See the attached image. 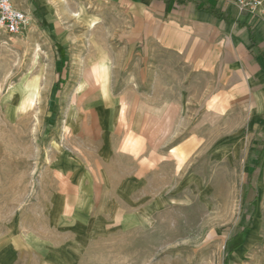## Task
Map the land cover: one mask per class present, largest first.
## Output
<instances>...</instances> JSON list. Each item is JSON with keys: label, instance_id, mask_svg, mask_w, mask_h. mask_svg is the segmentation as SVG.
<instances>
[{"label": "rangeland", "instance_id": "374dc122", "mask_svg": "<svg viewBox=\"0 0 264 264\" xmlns=\"http://www.w3.org/2000/svg\"><path fill=\"white\" fill-rule=\"evenodd\" d=\"M53 1L71 11L69 44L59 46L31 21L19 35L0 32V236L39 224L43 173L74 113L69 103L91 95L78 86L100 84L98 94L119 104V150L134 158V170L135 160L144 163L155 203L139 226L94 241L80 264H227L249 175L210 154L240 134L248 107L241 73L223 62L221 39L213 35L209 54L205 33L194 31L190 64L157 35L127 45L119 36L126 18L103 5ZM197 1L236 19L228 16L232 0ZM81 11L98 16L96 31L84 26ZM99 55L102 77L87 76L98 71L90 67Z\"/></svg>", "mask_w": 264, "mask_h": 264}, {"label": "crops", "instance_id": "0c3cea01", "mask_svg": "<svg viewBox=\"0 0 264 264\" xmlns=\"http://www.w3.org/2000/svg\"><path fill=\"white\" fill-rule=\"evenodd\" d=\"M12 1L30 17L33 28L47 31L59 46L70 43L71 36L65 31L73 27L64 19H69L71 11H61L53 0ZM87 2L100 9L103 5L108 13L126 18L119 36L127 45L147 42L157 35L190 64L194 31L205 33L206 42L211 43L209 54L213 35L221 39L228 51L223 62L233 63L241 73L248 107L240 134L213 148L210 154L213 163L238 165L249 175L238 229L226 241L227 245L233 244L227 264H264V10L257 15L238 14L228 1V16L236 13V19H225L212 5L204 7L197 0L195 4L193 0ZM209 6L212 11L207 10ZM79 14L84 26L92 24L94 31L98 29V16L85 11ZM104 62L99 55L90 67L98 71L92 75L88 72L87 76L101 78ZM77 89L91 95L69 103L68 111L76 114L67 116L66 132L52 149L43 173L39 224L24 232L0 236V264H80L94 241L120 228L139 226V220H144L155 203L150 198L144 163L135 160L134 170V158L125 156L115 140L119 104L98 94L100 84Z\"/></svg>", "mask_w": 264, "mask_h": 264}, {"label": "built area", "instance_id": "2783aa9c", "mask_svg": "<svg viewBox=\"0 0 264 264\" xmlns=\"http://www.w3.org/2000/svg\"><path fill=\"white\" fill-rule=\"evenodd\" d=\"M238 14L257 15L263 9V0H232ZM30 23V17L21 11L12 0H0V32L14 36L23 33Z\"/></svg>", "mask_w": 264, "mask_h": 264}, {"label": "trees", "instance_id": "16d2710c", "mask_svg": "<svg viewBox=\"0 0 264 264\" xmlns=\"http://www.w3.org/2000/svg\"><path fill=\"white\" fill-rule=\"evenodd\" d=\"M207 10L212 11L213 9H212L211 6H209V7H207ZM228 254H229V252L227 253V256H228ZM227 256H226V257H227Z\"/></svg>", "mask_w": 264, "mask_h": 264}]
</instances>
